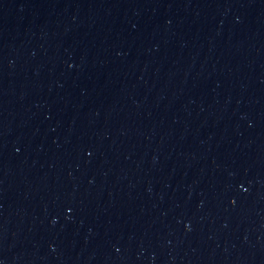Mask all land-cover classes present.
I'll return each mask as SVG.
<instances>
[{
  "label": "water",
  "instance_id": "95a60500",
  "mask_svg": "<svg viewBox=\"0 0 264 264\" xmlns=\"http://www.w3.org/2000/svg\"><path fill=\"white\" fill-rule=\"evenodd\" d=\"M0 264H264V0H0Z\"/></svg>",
  "mask_w": 264,
  "mask_h": 264
}]
</instances>
